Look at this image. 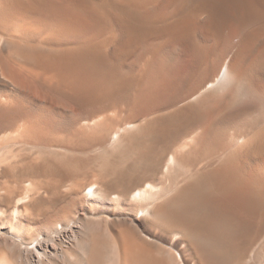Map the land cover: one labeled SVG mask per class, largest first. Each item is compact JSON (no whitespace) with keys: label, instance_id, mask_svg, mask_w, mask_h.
I'll list each match as a JSON object with an SVG mask.
<instances>
[{"label":"bare ground","instance_id":"6f19581e","mask_svg":"<svg viewBox=\"0 0 264 264\" xmlns=\"http://www.w3.org/2000/svg\"><path fill=\"white\" fill-rule=\"evenodd\" d=\"M0 264H264V0H0Z\"/></svg>","mask_w":264,"mask_h":264}]
</instances>
